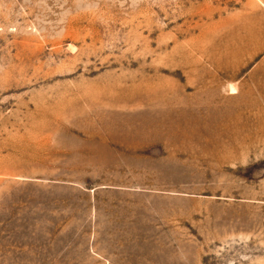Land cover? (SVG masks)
I'll return each mask as SVG.
<instances>
[{"label":"rangeland","instance_id":"374dc122","mask_svg":"<svg viewBox=\"0 0 264 264\" xmlns=\"http://www.w3.org/2000/svg\"><path fill=\"white\" fill-rule=\"evenodd\" d=\"M0 264H264V0H0Z\"/></svg>","mask_w":264,"mask_h":264}]
</instances>
